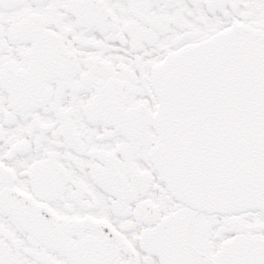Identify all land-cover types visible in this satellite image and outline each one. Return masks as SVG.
<instances>
[{"label":"snow or ice","instance_id":"1","mask_svg":"<svg viewBox=\"0 0 264 264\" xmlns=\"http://www.w3.org/2000/svg\"><path fill=\"white\" fill-rule=\"evenodd\" d=\"M0 264H264V0H0Z\"/></svg>","mask_w":264,"mask_h":264}]
</instances>
